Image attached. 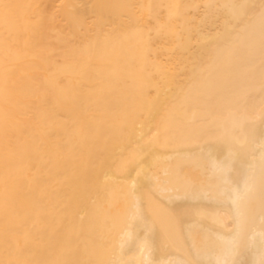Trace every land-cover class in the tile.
Instances as JSON below:
<instances>
[{
    "label": "bare ground",
    "instance_id": "bare-ground-1",
    "mask_svg": "<svg viewBox=\"0 0 264 264\" xmlns=\"http://www.w3.org/2000/svg\"><path fill=\"white\" fill-rule=\"evenodd\" d=\"M0 264H264V0H0Z\"/></svg>",
    "mask_w": 264,
    "mask_h": 264
}]
</instances>
